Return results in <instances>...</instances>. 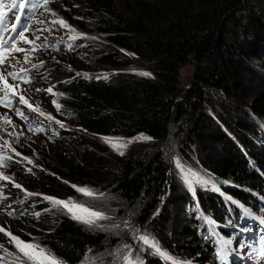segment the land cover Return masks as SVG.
I'll return each instance as SVG.
<instances>
[{"label":"trees","instance_id":"16d2710c","mask_svg":"<svg viewBox=\"0 0 264 264\" xmlns=\"http://www.w3.org/2000/svg\"><path fill=\"white\" fill-rule=\"evenodd\" d=\"M48 6L55 14L71 10L76 26L109 41L112 50L98 54L105 71L135 67L133 60L118 52L124 50L135 54L144 63L141 69L151 73L148 77L113 72L107 78L77 76L67 69H96L83 65V51H61L59 64L50 67L51 78L64 93L59 116L87 133L76 140L108 154L95 135L128 138L142 133L151 141L140 156L107 159L86 148L83 161L78 162L56 154L55 161L46 163L47 170L43 166L33 177L18 176L15 167H9L14 178L36 193L59 199L78 200L71 185L91 183L107 190L112 200L119 201L114 204L123 206L112 215L120 217L122 209H133V224L143 226L159 204L172 171L167 157L168 125L182 111L172 115L174 99L183 91L178 74L193 56L196 69L187 89L189 96L199 85L206 87L199 95L180 154L202 173L219 179L228 198L218 192H197L193 194L196 198L187 195L188 183L174 169L171 195L144 231L180 264H215L218 241L231 239L229 225L245 209L258 211L260 198L264 199V146H258L260 135L254 142L247 139L251 137L247 133L264 132V0H64ZM69 134L64 131L63 138ZM19 197L23 210L30 213V223L27 233L15 231L25 240L35 237L66 264H91L93 260L108 264L114 260L115 247L129 238L126 230L113 228L108 234L59 209L44 212L51 205L41 197L26 199L22 192ZM36 211L41 212L39 221H34ZM3 244L13 250L7 237ZM140 249L139 242L136 254L144 264H173L146 246Z\"/></svg>","mask_w":264,"mask_h":264},{"label":"rangeland","instance_id":"374dc122","mask_svg":"<svg viewBox=\"0 0 264 264\" xmlns=\"http://www.w3.org/2000/svg\"><path fill=\"white\" fill-rule=\"evenodd\" d=\"M2 3V6H4L5 8H10L11 4H12V0H0ZM70 6V4H69ZM65 12H71V10H65ZM61 15L62 13L58 12V15H55L54 17H56L55 19L58 18H62L63 20H65L68 25L72 26L73 28L76 29L77 32L79 33H84L86 34L85 37L77 39L75 41H72L69 39V36L74 34V33H70L68 29L66 28H62L59 24L56 25H51L48 27L51 28V31H46L44 33V38L46 37V41H51V42H55L56 39L58 40H70L71 42L67 44V46H65L66 50H74L77 48V51H83V57H81V61L83 62L84 66H90L92 68H95L96 70H89V71H80L79 69H74L72 68L71 71H75L76 73H82L84 72L85 74H94V75H104V74H112L111 72H113L114 74H127L129 76H139V77H148V76H143L138 74L139 71H145L142 70V66L144 65V63H142L140 60H137V57L135 54H133L132 52L129 51H122V50H117V49H113V50H117L118 52H122L127 59H129L130 61L133 60V64L135 65V67L133 69L130 68H123V69H118L116 71H105L102 68V64L98 61V54L100 53H104L107 52L108 50H112V45H110L109 41L101 35H96V34H92L89 33L87 31H83L81 30L78 26H76V20L73 18V13L71 12L70 16L67 14ZM44 15V19L49 18V15L43 14ZM53 18V17H52ZM71 44L72 47L69 48L68 45ZM50 55H45V63H44V67L48 68L50 67V61L48 58H50L51 56H55V54H53V51L49 52ZM195 66H196V60L194 59L193 56L190 57L189 61H187L179 70V79H180V83L182 86V92L180 93V95H177V97L174 99V103L172 105V115L174 114V112H176L177 110H182L180 115L178 116V118H176L173 121H170L169 125H168V129L170 130L171 128V132L168 130V135H169V151L170 154L169 157L170 161H168L169 166H172V171L174 169H176V175H180L181 171L180 169L176 166V159L179 158L180 163L184 166V168L186 170H190V172L186 171V175L188 177H190L189 180L192 181V185L191 187H189V185H187L188 191H186V194L189 196H192L194 198H196L193 194L199 192L200 194H207L210 195L209 192L216 194L218 193H223L226 195V197L228 198V193L224 191V188L219 185L221 184V182L219 181V179H216L215 177L211 176V175H206L204 173H202L200 170L197 169V167L192 164L187 162L185 159H187L184 155L180 154V149L183 146V141L188 133V131L190 130V126H191V120L193 117V111L197 108V103H198V99H199V95L201 93V90H203L204 85H199L197 88L194 89L192 96H189V92L187 91V89L191 86L192 81H193V77H194V73H195ZM69 70V69H68ZM136 70V71H133ZM53 81L49 80V78H44V83L42 85V88L46 89L49 86L53 85ZM208 87H210L209 84H206ZM54 92H57L55 89L53 90ZM203 92H208V89H204ZM56 97H53L51 94H48L46 92H43L41 94V97L39 98V104L40 107L42 108V110L45 112V114H51L52 116L55 117L56 120H60L63 122L64 126L63 128L60 127V125L56 124L55 121H50L53 123L50 124L51 128H59L60 130L62 129L63 133L64 131H70L69 137L67 138H63L60 141H57L56 144L53 145V143L55 142V140L49 138L46 135H40L37 137H32L31 135L27 134L23 129L21 128H17L15 130V132L19 133V132H23L24 135L19 137V142L13 143V146L17 149L18 152H20L22 154L21 157H16V160H21L23 156H27L30 157L33 161H34V165L33 164H28L27 161H23L22 163H16L11 161V163L9 164V167H15L16 174L18 176L24 175L29 176V177H33V173L37 170H40L43 168V166H45L46 170V163L47 162H52L55 161L57 155H61L62 157L69 158V159H74V160H78V162L83 161V151L84 149H89L91 152L93 153H97V154H101L104 157H106L107 159H112L113 156L117 155V156H122V157H127V156H140L142 153H144V151H146L150 141V140H144V141H139V142H134L131 145H137L139 147H136L135 149L132 148V146L130 145L127 150L125 151L124 155H119L116 151H114L107 143L104 142V140L101 139V137H105L104 135H95L96 138H98L100 140V142L106 146L110 152V154L105 153V152H98V150H96V148L89 146V145H85L82 146V142L79 140H76V138L78 136L81 135V137H85L87 136L86 131H84L82 128L80 127H76L73 125H70L66 120H62L61 117H59V113L56 114V108L55 106L51 103L52 99H54ZM61 111V110H60ZM174 116V115H173ZM48 120V119H47ZM6 131H11L10 127L7 128ZM170 132V133H169ZM260 131H256L255 134H250L247 133L249 136L247 139H249L250 142H254L255 138H258V136H261V139L258 141V146H264V132L259 134ZM0 136H6V132L5 131H0ZM107 136H113V137H119V136H114V135H107ZM138 136V135H137ZM253 137V139H251ZM6 138L9 141H14L15 137L14 136H6ZM75 138V139H74ZM126 138L127 137H123ZM131 138V137H128ZM254 144V143H253ZM255 146H257V144H254ZM55 146L57 148H55ZM53 149L58 151H55V153H53ZM173 149V150H172ZM161 150V148H160ZM58 152V153H57ZM10 155H15L14 153H11L9 150ZM171 164V165H170ZM9 167L3 169V171L5 172V174L10 175L13 177L14 181L16 183H19L22 188L21 189H17L15 188L14 190H27V191H31L34 192L30 189H28L26 187V185H24L22 182L18 181L17 179L14 178V170L9 169ZM27 168H32L33 172L29 173L26 171ZM172 171H170L169 169V177L166 182V185L164 187V191L163 194L160 196L159 199V205L158 208L157 207V213L153 216L156 217L158 215V213L161 211V209L163 208L165 201L167 199V197H169L171 195V184H170V180H172L173 178V174ZM174 173V172H173ZM198 174V175H196ZM209 177H211L216 185V188L212 187V184H204L200 182V179L202 178L203 180H207ZM9 184V188H12V184L7 182ZM219 183V184H218ZM184 184V182H183ZM77 186H87L91 189H93L96 192H102L105 195L102 198H90V197H86L84 195H82L81 193L77 192L78 196L77 199L78 201L81 202H86L87 204L93 205L97 210H101L105 213V215L108 217V219L99 221L100 224L104 225L105 228H100L101 230L107 231V233L109 234V232L112 233L113 227H111L112 225H119L118 232L119 230H126L127 232H129V238L122 243L121 247L124 244H129V243H137L135 248L133 249V255L136 254V251L138 249L139 246V242L135 240L134 235H133V229H139L140 231V227L142 226H138L133 224L134 219L136 218L134 216L133 213V209H129V210H124L122 209V213L123 215H120V217H117L113 214V210H118L121 209L123 206H117L114 203H119V201L116 200H112V195L107 191V190H102L100 188H95V186L91 183H78V184H74ZM219 189L218 191L216 189ZM194 189V191H193ZM16 192L13 193L14 198L17 197L18 194H16ZM42 198V197H41ZM13 200V199H12ZM11 200V201H12ZM8 205H11L10 202L9 203H4L2 205V207L0 208H6ZM115 206V208H114ZM12 208L15 209V206H11ZM51 208V207H49ZM159 209V210H158ZM21 210V209H20ZM58 210V209H57ZM60 210V209H59ZM159 211V212H158ZM4 214V216L2 214ZM22 213V214H21ZM153 214V213H152ZM33 216V215H32ZM29 217H30V213L26 210H21L20 214L17 215L15 217V219H13L14 223L11 224V222L9 223L8 219L9 216L6 214V212H0V222L3 224H5V226L7 227V229L11 230L13 232V234L15 235H19L21 238L22 236L20 235V233H18V231H15V229L19 230V231H23L27 233V228L26 226L30 223L29 221ZM39 218V217H38ZM38 218L36 217L34 219V221H37ZM152 218V219H153ZM151 219V220H152ZM7 220V221H6ZM150 220V221H151ZM39 221V220H38ZM125 222H127L131 227L130 228H126L125 227ZM10 226V227H8ZM111 229V230H109ZM145 229V227H144ZM109 230V231H108ZM144 232V230H143ZM3 237H6L5 235H1L0 236V243H3ZM24 239V238H22ZM119 247V248H121ZM118 248L115 247L114 249V253H113V259L115 260L116 257L118 256L116 253V250ZM14 250V249H13ZM112 250V248H111ZM255 253L250 255V260H253L252 264H262L259 260L255 259ZM90 259H92V256H90ZM89 259V260H90ZM112 259V260H113ZM251 261H247L242 259L240 262H236V264H249ZM91 264H96L95 260H93L91 262ZM222 264H228V262H222Z\"/></svg>","mask_w":264,"mask_h":264},{"label":"snow or ice","instance_id":"6c2138e0","mask_svg":"<svg viewBox=\"0 0 264 264\" xmlns=\"http://www.w3.org/2000/svg\"><path fill=\"white\" fill-rule=\"evenodd\" d=\"M49 0H12L11 7L9 11L11 12L13 9H18L21 13H24L26 9H36L43 8L47 12H51L52 10L49 8ZM3 6L0 5V24H3L4 17L6 13L2 10ZM53 16L56 14L53 12ZM22 17L21 15H15V21L17 23H13L11 25V31L16 35L11 36L9 40L0 41V107H4L9 111H13L16 116H18L21 120H28V116L25 114L24 108L20 106H25L28 110L37 112L40 116H46V119L49 121H55L56 124L60 125L61 128L65 127L63 122L60 120H56L54 116L51 114H45L40 110L38 105H34L30 102L28 98L24 95L25 89L22 88V84L31 83L35 77L31 75L32 69H38L45 63L44 61H40L39 63H33L32 58L29 55V50L19 47L17 44V38L20 41H23L24 44L32 45L31 52L37 51L40 47H47L46 37L45 43L42 45L36 44V41L40 40V36H35L34 39H29V36L26 33L31 31L29 25L27 23H20ZM43 23V21L41 22ZM51 24L54 26L59 24L62 28H66L70 33H74L69 36V39L75 41L77 39L83 38L86 36L84 33H79L75 28L68 25V23L62 18H58L56 20L51 21ZM8 31L7 28L4 29ZM40 31H51L49 29H41ZM59 41L57 45H52V47H58ZM69 48L72 47L71 44L68 45ZM123 51V50H122ZM16 53H24L22 66L16 70V65L21 64V61L15 56ZM15 60V64L11 63V61ZM24 65H30V67H26ZM8 68H12V71H8ZM136 71V70H133ZM138 74L143 76H151V73L146 71H139ZM77 76L81 75V73H77ZM87 75V74H84ZM41 78H46L42 76ZM100 78V77H98ZM104 78H107V74H104ZM66 83V82H65ZM55 85H51L48 88H37L36 92H46L51 94L53 97L51 103L55 106L56 110L59 112L62 109V105L58 102V97L64 96V93L54 92ZM11 127L13 131H6L8 127ZM18 127L7 112L0 114V131H5L6 136H14V141H9L6 136H0V181L9 182L13 187L17 189H21L22 186L19 183H16L12 176L5 174L3 169L9 167V161H13L16 163H22L23 161H27L28 164H33L34 161L27 156H23L21 160H16V157H21L22 154L17 151V149L13 146V143L19 142V137L23 136V132H15V129ZM28 130L33 131L35 133L44 132L45 129L43 127L32 128V125H28ZM58 135V133H56ZM105 143H107L114 151H116L119 155H124L127 148L134 142L150 140L151 137L145 136L144 134H139L136 137L131 138H123V137H113V136H105L101 137ZM11 153L15 155H10ZM35 166V165H34ZM176 166L180 169L182 178L188 183L189 187L192 185V181L188 179L186 175V171L190 172V170H186L184 166L180 163L179 158L176 159ZM27 172L32 173V168H27ZM34 174V173H33ZM198 175V174H196ZM201 183L204 184H212L213 188H216V185L211 177L207 180L200 179ZM67 183V182H66ZM7 187V183L0 184V202L6 199L4 195L3 188ZM77 192L82 195L90 198H102L105 194L102 192H96L93 189L87 186H77L71 185ZM219 190L218 188L216 189ZM26 193V199L33 196H42L44 201H48L51 205V208L43 209L44 212L51 211L52 208L60 209L64 211L66 214L70 216L71 219L86 224L88 226L105 228L104 225L100 224L99 221L108 219L105 213L101 210H97L93 205L87 204L86 202H81L72 197L67 199H59L57 197L43 195L41 193H34L24 190ZM194 191V189H193ZM230 199V198H229ZM23 203V201H21ZM0 212H6L8 216H15L17 214V210L12 208L11 205H8L6 208H0ZM245 212L251 214L249 210L245 209ZM22 214V213H21ZM35 217H39L41 215L40 211H36L32 213ZM209 223H213L212 221H208ZM261 223H264V220H261ZM113 228H118L119 225H112ZM125 227L130 228L131 226L125 222ZM0 233H3L7 237V244L12 246L11 250L5 246V244L0 243V264H66L64 260L57 256L51 249H49L46 245L41 244L35 237H32L30 240L22 239L19 235L13 234V232L3 225H0ZM29 236L31 234H28ZM133 235L136 241L141 244V251L144 250V247L150 248L154 250L156 254L162 256L165 260L173 261V264H180L179 261H175L174 258L167 253V251L163 250L159 241L156 240L154 236H152L147 231L140 232L139 229H133ZM219 249L217 255L222 262H227L229 254L231 251L232 240L231 239H220L218 241ZM247 247L243 242L239 244L240 249H244ZM117 255L120 259H122L123 264H144L143 259L139 254L133 255V249L131 245L124 244L121 248L116 250ZM257 256L260 258L262 262H264V248H262Z\"/></svg>","mask_w":264,"mask_h":264},{"label":"clouds","instance_id":"9594fccd","mask_svg":"<svg viewBox=\"0 0 264 264\" xmlns=\"http://www.w3.org/2000/svg\"><path fill=\"white\" fill-rule=\"evenodd\" d=\"M56 15H58V14L56 13ZM58 16H59V15H58ZM55 18H56V17H55ZM45 32H46V31H45ZM45 32H44V33H45ZM43 36H44V34H43ZM64 41H66V40H64ZM49 42H51V41H49ZM55 42H56V41H55ZM55 42H54V43H55ZM70 42H71L70 40H67L66 43L58 45V47H56L55 50H45V51L38 50V51H36V52H34V53H33V52H29V55L31 56V58H32V62H33V63H39L40 61H44V62H45V58H44V56H45V55H50L49 52H50V51H53V54H55V56H51V57L48 58V59H49V61H50V67H51V69H54V68H53V65H54L55 63L59 64V62H58V61H59V58L57 57V55H58L61 51L77 52V48L74 49V50H66V49H65V46H67V44L70 43ZM54 43L51 42V44H54ZM23 56H24V53H16V57L21 61V64H17V65H16V70H18L19 67L22 66ZM12 63L15 64V61H13ZM24 66H26V67H30V65H24ZM50 67L45 68V67H44V64H43V66H41V67L38 68V69H32V71H31V75H32L33 77H35V79H33V80L31 81V83H28V84H22V88L25 89V91H24V95L26 96V98H28V99L30 100V102L33 103L34 105H38L41 111H43V110H42V108L40 107V104H39V98L41 97V94H42L43 92H36L35 89H37V88H42V85H43V83H44V78H41L42 76H45L46 78L48 77L49 80H52V81L54 82L53 85L56 86V87H55V90H56L58 93H60V92L58 91L59 83L56 82V80H53V79L51 78L52 72L50 71ZM71 69H72V68H70L69 70L67 69V71L70 72ZM12 70H13L12 68H8V71H12ZM81 74H85V73L82 72ZM88 74H89V73H88ZM88 74H87V75H88ZM68 80H69V78H67L66 81H68ZM62 82H65V81H62ZM58 102L60 103V97H58ZM20 107L24 108L25 114L28 116V120H27V121H25V120H21V119H20V120H17V119L13 116V111H9L8 109H6V110H7L8 115H9V116L11 117V119L13 120V122H14L16 125H18L17 128H21V129H23L27 134L31 135L32 137H37V136L44 135V134H41V133L39 134V133H35V132H33V131H29V130H28V125L30 124V122H32V121H36V120H37V121H40V122H44V123H48V124H52V125H53L52 122H50L49 120L46 119V116L42 117V116H40L37 112H34V111H30V110H28L25 106H20ZM43 112H44V111H43ZM44 113H45V112H44ZM55 113L58 114L59 112L56 110ZM58 115H59V114H58ZM59 117H60V116H59ZM9 127H10V126H9ZM17 128H16V129H17ZM16 129H15V130H16ZM52 129H53V128H52ZM54 129H57V128H54ZM58 129H59V128H58ZM10 130L13 131V129H12L11 127H10ZM59 131H60V132H59V133H60L59 137H57V138H51V139L55 140V142H54L53 144H56L57 141H60L61 139H63L64 133H63L62 129H61V130L59 129ZM8 163L10 164L11 161H9ZM0 183H1V184H5V183H7V182L0 181ZM8 186H9V184L7 183V187L3 188V190H5V191H6V192L12 197V199H14V195H13V193L16 192V191H19V192L16 193V194H18L16 198H20V197H19L20 192L26 194L25 191H22V190H14L15 187H13V188H9ZM29 192H31V191H29ZM34 193H36V192H34ZM43 195H44V194H43ZM34 197H40V196H34ZM257 212L259 213V215H261V217L264 218V209L258 210ZM1 214H2V213H1ZM2 215L4 216V214H2ZM14 219H15V218H14ZM8 220H13V218H12L11 216H9V219H8ZM6 221H7V220H6ZM257 224H258V225H257V229H259V228H263V230H264V223H261V221H259V223H257ZM0 225H3V224L0 222ZM4 227L7 228V227L5 226V224H4ZM8 227H9V226H8ZM140 228H141V227H140ZM2 234H3V233H0V236H1ZM3 235H4V234H3ZM3 238H6V237H3Z\"/></svg>","mask_w":264,"mask_h":264},{"label":"water","instance_id":"95a60500","mask_svg":"<svg viewBox=\"0 0 264 264\" xmlns=\"http://www.w3.org/2000/svg\"><path fill=\"white\" fill-rule=\"evenodd\" d=\"M170 123V122H169ZM169 136V135H168ZM173 150V149H172ZM159 205H161V204H159ZM158 205V203L156 204V207H155V209L153 210V214L151 213L150 215H149V217L147 218V220L144 222V224H143V226L140 228V232L142 233L143 232V230H144V227H145V225L153 218V216L157 213V207L159 206ZM158 208H161V207H158ZM159 210V209H158ZM159 212V211H158Z\"/></svg>","mask_w":264,"mask_h":264},{"label":"built area","instance_id":"2783aa9c","mask_svg":"<svg viewBox=\"0 0 264 264\" xmlns=\"http://www.w3.org/2000/svg\"><path fill=\"white\" fill-rule=\"evenodd\" d=\"M136 244H137V243L135 242V243H129L128 245H131L132 249H134L135 246H136ZM83 261H84V260H83ZM115 261H116V263H115ZM108 264H123V261H122V259L119 258V256H117L115 260L111 261V262L108 263Z\"/></svg>","mask_w":264,"mask_h":264},{"label":"bare ground","instance_id":"6f19581e","mask_svg":"<svg viewBox=\"0 0 264 264\" xmlns=\"http://www.w3.org/2000/svg\"><path fill=\"white\" fill-rule=\"evenodd\" d=\"M55 209V208H54Z\"/></svg>","mask_w":264,"mask_h":264}]
</instances>
